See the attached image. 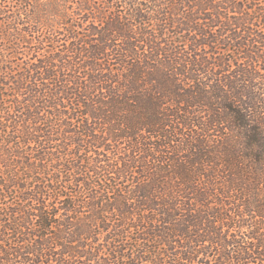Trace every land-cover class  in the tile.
<instances>
[{
    "label": "trees",
    "instance_id": "obj_1",
    "mask_svg": "<svg viewBox=\"0 0 264 264\" xmlns=\"http://www.w3.org/2000/svg\"><path fill=\"white\" fill-rule=\"evenodd\" d=\"M0 264H264V0H0Z\"/></svg>",
    "mask_w": 264,
    "mask_h": 264
}]
</instances>
